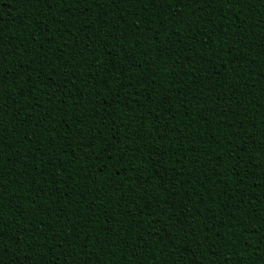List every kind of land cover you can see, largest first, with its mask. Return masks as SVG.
<instances>
[{"label": "trees", "instance_id": "obj_1", "mask_svg": "<svg viewBox=\"0 0 264 264\" xmlns=\"http://www.w3.org/2000/svg\"><path fill=\"white\" fill-rule=\"evenodd\" d=\"M0 264H264V0H0Z\"/></svg>", "mask_w": 264, "mask_h": 264}]
</instances>
